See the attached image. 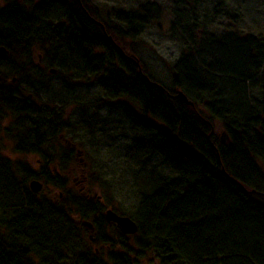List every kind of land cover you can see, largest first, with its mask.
<instances>
[{"label":"trees","instance_id":"obj_1","mask_svg":"<svg viewBox=\"0 0 264 264\" xmlns=\"http://www.w3.org/2000/svg\"><path fill=\"white\" fill-rule=\"evenodd\" d=\"M191 1L175 0L185 6ZM164 12L155 1L138 11L121 10L116 15L126 24L123 29L99 20L87 0H22L0 7V60L31 59L37 47L51 65L59 55L72 64L75 60L83 75L98 79L105 101L117 100L114 107L144 131L130 159L141 164L157 152L173 171L142 192L132 217L139 226L135 249L118 227L110 226L101 202L71 195L60 172L49 167L35 171L23 162L25 177H18L19 166L3 154L5 139H12L15 153L45 151L48 126L31 116L27 128L12 122L17 110L26 114L29 108L16 109L13 82L18 77L0 70V264H136L148 254L161 264H264V21L221 34L206 27L200 34L194 31L171 70L172 89L125 49L127 37L135 39ZM174 14V24L188 29ZM191 25L198 24L193 20ZM32 65L22 66L20 78ZM73 72L70 81L75 82ZM258 85L259 98L251 94ZM45 86L39 82L37 88ZM179 90L193 104L181 99ZM202 104L221 121L228 141L221 142ZM37 178L58 186L64 199L38 200L39 193L29 188ZM17 187L29 197L16 193ZM78 214H93L96 240L83 238L86 220L81 226ZM94 243L109 245V251L94 250Z\"/></svg>","mask_w":264,"mask_h":264},{"label":"rangeland","instance_id":"obj_2","mask_svg":"<svg viewBox=\"0 0 264 264\" xmlns=\"http://www.w3.org/2000/svg\"><path fill=\"white\" fill-rule=\"evenodd\" d=\"M18 1L22 0H0V7ZM87 1L91 9L98 12L99 20L116 27H123V29H126V24L117 18V12L138 11L149 1L163 5L164 15L158 19H151L149 26L143 28L135 39L127 37L129 45H125V49L126 52L143 61L146 71L157 82L172 89L174 85L171 70L182 51L190 45L194 31L200 34L206 27V30L212 34H221L231 31V27L250 29L264 21V10L262 12L264 0H192L191 4L186 6L177 5L175 0ZM176 11L182 16L180 22L187 24L188 29L185 30L180 25L174 24ZM193 20L198 25H191ZM107 31V28L104 29L105 33ZM55 58L57 60H53L54 64L51 65L50 57L37 47L32 60L27 56L22 58L8 56L0 60V70L10 73L11 78L18 77L13 82L16 109L19 106L29 108L26 114H20L17 110L12 122L27 128L31 124V121L27 119L31 116L33 122L40 120L42 125L48 126L46 130L48 145L45 146V151L15 153L12 149V139L6 138L3 154L19 166L18 177H25L23 162L35 171L49 167L50 170L60 172L67 179L68 192L71 195L77 194L99 200L104 208V217L108 209H113L120 215L133 217L141 202L142 192L151 189L159 177L162 178L164 174L172 175L173 171L164 162L162 155L157 152L152 153L141 164L131 160L134 144L143 139L144 131L133 125L121 110L114 107L117 100H113V103L105 101L104 88L95 75L91 78L83 75L75 60L72 64L66 61L68 58L65 56L59 55ZM30 61H33V65L28 71H24L20 78L17 72ZM71 64L74 65L73 70L68 71L72 67ZM52 68L56 69V72H51ZM72 72L75 82L70 81ZM63 75L68 77L64 78ZM39 82L46 84L41 91L37 88ZM15 84H18V89L24 91H18ZM251 94L261 97V85L254 87ZM90 102H95V105ZM199 108L211 117L204 104ZM29 113L31 115H28ZM19 116L22 119L18 120ZM10 119L11 117L6 119V124L10 122ZM211 119L215 124L214 132L221 142L228 141L229 136L221 121L218 118L211 117ZM154 122L158 123L156 120ZM71 154L73 161H70ZM37 179L43 183V190L37 192L38 200H41L42 196L57 202L64 199V197L61 198L63 192L58 186L48 185L44 179ZM261 187L264 188V186ZM21 188H18L16 193L29 197ZM30 190L32 191L31 188ZM7 206L10 205L7 204ZM11 208L10 211L13 210ZM94 219L93 214L83 218L80 214L75 215V220L80 222L81 226L84 220L92 222ZM110 226L118 227L124 234L117 224L110 223ZM84 228L81 230L82 236L89 241L91 232L87 229L88 227L84 226ZM96 231L95 224L93 236L96 235ZM124 235L126 242L137 249L136 234ZM94 240H96L95 237ZM108 246L103 243L92 244L94 250L102 252L103 250L108 252ZM117 247L121 250L120 243ZM132 256L135 257V255ZM136 264H161V262L155 255L148 254L138 257Z\"/></svg>","mask_w":264,"mask_h":264},{"label":"water","instance_id":"obj_3","mask_svg":"<svg viewBox=\"0 0 264 264\" xmlns=\"http://www.w3.org/2000/svg\"><path fill=\"white\" fill-rule=\"evenodd\" d=\"M84 10L89 14V11L83 7ZM96 20V19H95ZM99 24L102 25L103 29L106 30V26L103 22L99 21V20H96ZM111 39H113V37L109 34H107ZM3 51H6L5 48H2ZM122 52H124L123 49H121ZM52 71H55V69H52ZM0 78H2V76L0 75ZM1 80V79H0ZM16 80V79H15ZM178 96L183 99L184 101H187V103L189 104H193L192 101H190L187 97V95L182 91V90H179L178 92ZM225 139V137L223 138V140ZM30 188L32 189V191L34 192H41L43 190V183L42 181L38 180V179H34L30 182ZM106 219L107 221H109V223H115L117 224L121 231H123L124 234H127V235H133V234H136L139 230V226L137 224V222L130 216H125V215H120L119 213H117L116 211H113V209H108L106 211ZM87 227L88 229H90L91 231H93L95 228H94V225L92 222L90 221H85L83 222Z\"/></svg>","mask_w":264,"mask_h":264},{"label":"bare ground","instance_id":"obj_4","mask_svg":"<svg viewBox=\"0 0 264 264\" xmlns=\"http://www.w3.org/2000/svg\"><path fill=\"white\" fill-rule=\"evenodd\" d=\"M106 34H109V32L107 31ZM88 221V220H86ZM85 222V221H84ZM85 225V224H84ZM86 226V225H85ZM87 227V226H86ZM134 235V234H133ZM91 238L94 240V236H93V233L91 232Z\"/></svg>","mask_w":264,"mask_h":264},{"label":"flooded vegetation","instance_id":"obj_5","mask_svg":"<svg viewBox=\"0 0 264 264\" xmlns=\"http://www.w3.org/2000/svg\"><path fill=\"white\" fill-rule=\"evenodd\" d=\"M105 215H106V213H105ZM94 228H95V226H94ZM88 230H89L90 232H92V233L95 232V229H94L93 231H91L90 229H88ZM92 240H93V239H92Z\"/></svg>","mask_w":264,"mask_h":264}]
</instances>
